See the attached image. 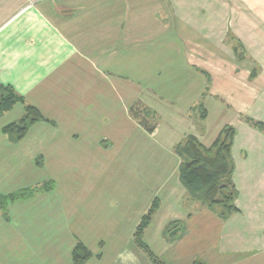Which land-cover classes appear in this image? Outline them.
<instances>
[{
	"label": "crops",
	"instance_id": "1",
	"mask_svg": "<svg viewBox=\"0 0 264 264\" xmlns=\"http://www.w3.org/2000/svg\"><path fill=\"white\" fill-rule=\"evenodd\" d=\"M2 87L19 99L0 195L52 188L0 210V264H76L79 244L82 264H264V132L247 121L264 125V0H0ZM28 106L45 120L16 141ZM225 127L238 210L221 218L188 195L176 147Z\"/></svg>",
	"mask_w": 264,
	"mask_h": 264
},
{
	"label": "trees",
	"instance_id": "2",
	"mask_svg": "<svg viewBox=\"0 0 264 264\" xmlns=\"http://www.w3.org/2000/svg\"><path fill=\"white\" fill-rule=\"evenodd\" d=\"M0 92V116H2L19 98L9 87H2ZM142 112L143 119L137 110L134 115L140 124L152 133L155 126L149 122L151 112L148 110ZM41 120H45L42 114L36 108L28 106L25 117L18 123L8 125L5 132L19 141L34 123ZM251 123L264 129L260 123L252 121ZM235 133L234 128L225 127L209 148L204 147L195 136H188L176 147V153L182 159L180 179L188 195L210 209L216 206L222 207L223 211L219 213L221 218H227L238 210L234 204L237 192L232 180L234 163L231 157ZM51 188L52 186L48 184L41 188L23 190L8 196L0 195V210L5 209L9 200L24 199L37 191H48ZM157 206L158 203L155 202L149 213L142 219L136 233L138 244L146 251L148 249L142 242V234L149 225ZM90 256V252L81 244L74 251L76 264H82ZM153 261L155 264H163L155 258Z\"/></svg>",
	"mask_w": 264,
	"mask_h": 264
},
{
	"label": "rangeland",
	"instance_id": "3",
	"mask_svg": "<svg viewBox=\"0 0 264 264\" xmlns=\"http://www.w3.org/2000/svg\"><path fill=\"white\" fill-rule=\"evenodd\" d=\"M239 57H240V55H239ZM201 110H202V115H205V111L203 110V109H201V107H198V111L200 112V114H201ZM138 113H140V115H141V117H142V119L144 118V114H142L143 112H142V110H141V108L138 110ZM151 118V117H150ZM247 121L249 122V123H251V121L252 120H250V119H248L247 118ZM252 122H255V121H252ZM255 123H259V122H255ZM252 124V123H251ZM261 124V123H260ZM253 125V124H252ZM262 126H263V128H264V125L263 124H261ZM254 126V125H253ZM255 128H257V129H259V130H261V131H263L264 132V129H260V128H258V127H256V126H254ZM235 132H236V130H235ZM235 135H236V133H235ZM237 192V191H236ZM4 196H6V195H4ZM235 204V203H234ZM237 208V207H236ZM211 211H213L214 213H215V215L217 216V215H219V213L220 212H222L223 211V208L222 207H220V206H216V207H214V208H212V209H210ZM237 212V211H236ZM236 212H234V213H236ZM234 213H232V214H234ZM231 214V215H232ZM220 216V215H219Z\"/></svg>",
	"mask_w": 264,
	"mask_h": 264
}]
</instances>
